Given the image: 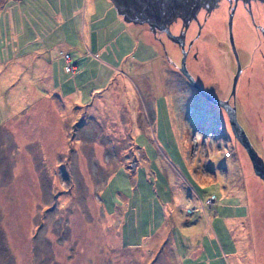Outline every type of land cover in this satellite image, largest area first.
<instances>
[{"label":"rangeland","instance_id":"1","mask_svg":"<svg viewBox=\"0 0 264 264\" xmlns=\"http://www.w3.org/2000/svg\"><path fill=\"white\" fill-rule=\"evenodd\" d=\"M213 25L204 45L224 81L234 52ZM247 25L240 14L236 41L261 81L243 91L244 69L236 109L264 158ZM164 38L111 0L87 14L84 0H0V264H264V182ZM148 215H164L160 236L144 235Z\"/></svg>","mask_w":264,"mask_h":264},{"label":"flooded vegetation","instance_id":"2","mask_svg":"<svg viewBox=\"0 0 264 264\" xmlns=\"http://www.w3.org/2000/svg\"><path fill=\"white\" fill-rule=\"evenodd\" d=\"M261 6H264V1L261 0H250V2L244 0H218V3L211 8L201 6L197 11V16L192 17L191 19L188 20L187 26H184L183 20L180 16H177V18H175L170 23V28L174 33H178L181 31V29H183L181 33H184V47L187 50L185 55V64L188 70L194 76V78L207 91L215 95L217 94L224 98L227 97L230 100V102L235 103V105H237V100H238L236 95L237 87L240 78L243 77L242 73L244 69L247 68L248 71L250 72L246 75V79L248 83L246 82L242 84L243 91L251 92L256 90L258 84L253 85L252 81L257 80V82L259 83L261 80L258 79V75L260 74H257L255 72V65L253 61L248 63L242 57V49L239 47L236 41L237 31L234 27V23L236 22V19L240 14H242V16L246 18L248 22L247 28L249 29V31L257 33L255 34L256 36L254 35L256 37V41L257 40L258 41L255 44L256 49L253 51V53H255V51L257 50L258 52L257 54L259 56H262L264 59V20L261 18V13L259 11V7ZM211 22H215V25L212 26L213 28L212 33H214L217 37H219V41L224 46V48H227L228 45L230 47V50L232 51L231 33L233 36L234 43L237 47L240 69L234 85L235 87L234 94L231 93V90H232L233 78L238 68L237 59L234 53L232 56L234 69L231 71L230 74L226 73V79L224 81H222L220 75H216L214 72L211 74L210 69H211L212 61H209V57H208L209 54L207 53V48L204 45L205 43L204 40L207 38L205 36V31L207 27H211L210 26ZM230 24H231V28H230ZM153 34L155 35V37H158V39L161 41H165L164 37L167 36L164 30L158 28L155 30V32H153ZM168 40L173 42L181 50V44L176 39H172L168 37ZM201 70L203 71L205 70L206 72L205 71L202 72ZM187 80L192 88L197 89V87L189 80V78H187ZM219 91H222L223 93L220 95L218 94ZM251 141L253 142L252 139ZM236 144L238 146L241 145L242 147H244L237 138H236ZM249 164L253 169L252 161H249ZM252 172L254 175H256L259 179H261L264 182V179L260 177L254 171V169Z\"/></svg>","mask_w":264,"mask_h":264},{"label":"water","instance_id":"3","mask_svg":"<svg viewBox=\"0 0 264 264\" xmlns=\"http://www.w3.org/2000/svg\"><path fill=\"white\" fill-rule=\"evenodd\" d=\"M118 13L123 19L133 22H147L149 28L155 30H164L166 35L172 39H176L181 44V61L180 70L189 78V80L197 87V89L209 100L222 105L228 114L231 129L235 137L245 147L253 164L254 171L264 179V158L258 152L257 148L251 141L245 127L237 117L235 103L230 102L228 98L217 96L204 89L194 78L185 64L186 49L184 47V33H174L170 28V23L180 16L184 26L192 17L197 16V11L201 6L211 8L218 3V0H111ZM250 2V0H244ZM264 1V0H261ZM231 16V15H230ZM230 20V17H229ZM231 28V24H230ZM231 46L237 59V71L233 78L231 93L235 92V81L240 69L238 52L231 33Z\"/></svg>","mask_w":264,"mask_h":264},{"label":"crops","instance_id":"4","mask_svg":"<svg viewBox=\"0 0 264 264\" xmlns=\"http://www.w3.org/2000/svg\"><path fill=\"white\" fill-rule=\"evenodd\" d=\"M98 1H100V0H84L85 13L86 14L88 12L89 13H93L98 7ZM66 53L67 52L65 51L64 57H65ZM67 54L69 55V53H67ZM69 57H70V55H69ZM135 216H136L137 219H139L141 217L140 215H135ZM132 217H133V215H132ZM147 217H149L147 220H151V219L152 220L155 219V220L153 221V224H151V223L149 224V222L147 223V230L149 232H148V234H144V235H149L150 237L160 236L159 235V233L161 231L160 227H161V225L163 223L162 221L165 220L164 215H154V216L148 215ZM172 217H173V215H172ZM143 220L147 221L145 218ZM124 225H125V221H123L122 234H123ZM130 227H131V225H130ZM162 235H163V239H164V240H162V243H161L162 244V246H161L162 248H163L164 243L169 241V243H173V245H174L173 251L178 249V242L176 240V236H175L174 233L172 234L171 232H169V233L163 232ZM171 237H173V238H171Z\"/></svg>","mask_w":264,"mask_h":264},{"label":"bare ground","instance_id":"5","mask_svg":"<svg viewBox=\"0 0 264 264\" xmlns=\"http://www.w3.org/2000/svg\"><path fill=\"white\" fill-rule=\"evenodd\" d=\"M240 18V17H239ZM240 21H242L241 19H240ZM252 58V57H251ZM254 59H255V56L253 57Z\"/></svg>","mask_w":264,"mask_h":264},{"label":"trees","instance_id":"6","mask_svg":"<svg viewBox=\"0 0 264 264\" xmlns=\"http://www.w3.org/2000/svg\"><path fill=\"white\" fill-rule=\"evenodd\" d=\"M250 136V135H249ZM251 138V137H250Z\"/></svg>","mask_w":264,"mask_h":264},{"label":"built area","instance_id":"7","mask_svg":"<svg viewBox=\"0 0 264 264\" xmlns=\"http://www.w3.org/2000/svg\"><path fill=\"white\" fill-rule=\"evenodd\" d=\"M67 54V53H66Z\"/></svg>","mask_w":264,"mask_h":264}]
</instances>
